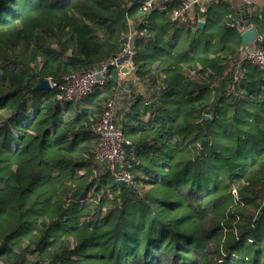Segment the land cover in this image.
<instances>
[{
    "label": "trees",
    "instance_id": "16d2710c",
    "mask_svg": "<svg viewBox=\"0 0 264 264\" xmlns=\"http://www.w3.org/2000/svg\"><path fill=\"white\" fill-rule=\"evenodd\" d=\"M126 1L0 0V255L13 264L25 254L38 264H264V79L238 62L237 14L213 5L203 27L195 18L182 30L170 19L182 0L164 11ZM246 19L264 51V22ZM127 21L138 32L147 23L133 75L159 99L145 106L137 96L117 122L133 176L119 184L104 166L89 169L92 126L116 96V72L88 107L34 88L116 55Z\"/></svg>",
    "mask_w": 264,
    "mask_h": 264
},
{
    "label": "built area",
    "instance_id": "2783aa9c",
    "mask_svg": "<svg viewBox=\"0 0 264 264\" xmlns=\"http://www.w3.org/2000/svg\"><path fill=\"white\" fill-rule=\"evenodd\" d=\"M210 1L212 0H182L180 5L170 14V19L178 29L190 26L191 21L195 18L199 23H204L203 14L206 12L207 3ZM137 2L138 0H127L126 7L130 8L131 4L134 3L135 5ZM167 2L168 0H144L141 8L143 11L154 9L164 11ZM143 24L146 26V21ZM127 26V30L120 34V46L116 55L108 57L82 73L65 76L62 84H55L49 80L50 87H56L61 91L64 100L80 102L83 98L97 91H104L111 79V72L115 71L118 76L119 87L123 93L128 92L132 99L137 95H142L140 93L142 82L136 80L133 75L132 57L134 40L139 35L146 33V27L143 26L142 30L138 32L136 30L138 26L134 25L132 21H127ZM237 28L242 32L246 27L240 24ZM257 42H260V39ZM238 62L256 67L261 78L264 79V51L259 46H242ZM155 96L154 94L153 97L150 95L153 99ZM122 98L123 96L119 93L113 99L105 102L102 113L93 126L98 140L91 153L92 160L96 164L104 166L116 181L131 183L133 176L128 171L130 165L126 160V146L130 142L123 136L122 130L117 124L120 120L117 113ZM151 101L145 100V106H148ZM127 109L128 107L124 108V110Z\"/></svg>",
    "mask_w": 264,
    "mask_h": 264
},
{
    "label": "crops",
    "instance_id": "0c3cea01",
    "mask_svg": "<svg viewBox=\"0 0 264 264\" xmlns=\"http://www.w3.org/2000/svg\"><path fill=\"white\" fill-rule=\"evenodd\" d=\"M220 3H221V5H220L221 7L220 8L225 9V10H228V9L234 10L235 13L237 14V18H236V21H237L236 22V25L238 24L236 26V30L237 31H238V28L237 27L240 26L243 18L244 17H247V13H249V15L251 17L253 16V17H257L258 19H260L259 20L260 21L259 24H263V22H264V0H212V1H210V3H207V5H208V7H211L213 5H218ZM246 8H247V12L245 11ZM193 21L194 20L191 21V24L190 25H192ZM245 27L248 28V27H255V26H253L252 24H249V25H247ZM246 28H244V30ZM183 29H190V26L183 27L182 30ZM238 32L240 34L242 33L240 31H238ZM259 39L261 40V37L257 33V38H256L255 41L252 42V44L253 43L254 44L257 43V41ZM241 46H242V44H241ZM116 92H117L116 95L120 93L123 96V98L120 100L119 108H118L119 118L121 119L123 115L127 114L131 110L129 108H131V105L133 104V102L136 99V97H134L132 99L131 96L128 95V92H126L127 94L126 93H123L122 90H121V88L119 86H118V91H116ZM137 96L138 97H141V95H137ZM87 97H89V96H87ZM144 101H145V99H144ZM84 102H86V103H85V105H83V107L90 106V102H89L88 99L84 100ZM125 107H128V109L127 110H124ZM93 126H92V130L94 132ZM94 135H96V134H94ZM97 140H98V137H97L96 141ZM82 202L83 201H80L79 203L81 204ZM30 256L32 258H35L34 261H36V260H37V262L39 261V258L36 255H30ZM21 262H22V258L20 260V263ZM0 264H13V260L12 259H9V260L6 259L5 260V255L4 254H1L0 255Z\"/></svg>",
    "mask_w": 264,
    "mask_h": 264
},
{
    "label": "rangeland",
    "instance_id": "374dc122",
    "mask_svg": "<svg viewBox=\"0 0 264 264\" xmlns=\"http://www.w3.org/2000/svg\"><path fill=\"white\" fill-rule=\"evenodd\" d=\"M182 35V34H181ZM252 46H256L254 43L252 44ZM44 61V59H42V58H38V65H40V64H42V62ZM150 84V83H149ZM146 85V84H143L142 83V87H141V89H140V93L142 94L141 95V97L143 98V99H145V100H149V101H151L150 102V104H154L155 103V101H158V99H159V92H157V90H155V88L154 87H152V86H150V85ZM148 90V91H147ZM153 94L154 95H156L155 96V98L153 99L152 97H153ZM150 95H152V97H150ZM88 98H90V97H85V98H83L82 100H80V105L79 106H83V105H85V103L86 102H84V100H86V99H88ZM152 98V99H151ZM151 99V100H150ZM82 103V104H81ZM149 104V105H150ZM148 105V106H149ZM118 119H120L119 118V115H118ZM92 152V151H91ZM101 166H99V165H97V164H95L93 161H89V169L90 170H94L96 173L95 174H101V173H105L106 171L101 167ZM97 175V176H98ZM95 185V187L97 186V183L96 184H94ZM94 187V188H95ZM94 188H92V191H94ZM233 190V192H234V188L232 189ZM100 196V194H98V197ZM98 200V199H97ZM97 202V201H96ZM105 208H107V207H104L102 210H105ZM71 244H72V246H73V244H74V242L72 241L71 242ZM35 260V258H32L30 255H28V254H25V255H23V257H22V262L20 263V264H38V262H37V260L36 261H34Z\"/></svg>",
    "mask_w": 264,
    "mask_h": 264
},
{
    "label": "water",
    "instance_id": "95a60500",
    "mask_svg": "<svg viewBox=\"0 0 264 264\" xmlns=\"http://www.w3.org/2000/svg\"><path fill=\"white\" fill-rule=\"evenodd\" d=\"M246 20H247L246 17H244L241 24L247 26ZM203 24H204L203 22H200L199 27H203ZM256 38H257V31L254 27H248L240 34L241 44L244 47L251 45L252 42L256 40ZM50 88L51 87L49 80L44 79L40 81V83L34 88V90L42 92V91L50 90ZM118 183L122 184L121 181H118Z\"/></svg>",
    "mask_w": 264,
    "mask_h": 264
}]
</instances>
